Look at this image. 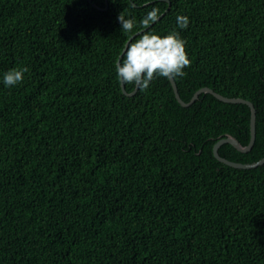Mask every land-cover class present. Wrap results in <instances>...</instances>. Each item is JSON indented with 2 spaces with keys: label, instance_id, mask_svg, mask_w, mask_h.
<instances>
[{
  "label": "trees",
  "instance_id": "obj_1",
  "mask_svg": "<svg viewBox=\"0 0 264 264\" xmlns=\"http://www.w3.org/2000/svg\"><path fill=\"white\" fill-rule=\"evenodd\" d=\"M178 14L181 97L253 102L252 150L219 153L260 160L264 0H0V75L28 69L0 83V264H264V164L213 153L228 134L249 143L250 107L211 93L182 106L164 77L129 96L116 76L129 38L166 35Z\"/></svg>",
  "mask_w": 264,
  "mask_h": 264
},
{
  "label": "clouds",
  "instance_id": "obj_2",
  "mask_svg": "<svg viewBox=\"0 0 264 264\" xmlns=\"http://www.w3.org/2000/svg\"><path fill=\"white\" fill-rule=\"evenodd\" d=\"M120 28L125 32L134 30V18L124 19L118 16ZM159 19V11L153 9L141 21L149 25ZM189 17L185 14L176 16V28L168 34H142L134 43H130L114 67L118 80L135 83L139 90L146 91L156 77H182L190 65L186 51V41L178 29H187ZM28 69L13 68L0 75V83L5 88H13L23 83Z\"/></svg>",
  "mask_w": 264,
  "mask_h": 264
},
{
  "label": "water",
  "instance_id": "obj_3",
  "mask_svg": "<svg viewBox=\"0 0 264 264\" xmlns=\"http://www.w3.org/2000/svg\"><path fill=\"white\" fill-rule=\"evenodd\" d=\"M96 6H98L97 4H94ZM162 16V15H161ZM159 16V19L160 17ZM147 29V28H146ZM146 29H143V30H140L138 31L136 34H133L128 42L126 43L125 45V48L123 50V53L125 52V49L126 47L129 45L130 41L132 40L133 37H135V35L143 32L144 30ZM171 84H172V87H173V90H174V93H175V97L176 99L178 100V102L182 105V106H190L193 102H195L201 93H211L213 94L216 98H218L219 100L223 101V102H226V103H242V104H246L250 107V110H251V118H250V140H249V143L247 145H243L239 139L231 134H228L226 137H222L220 139H218L214 146H213V153L215 155V157L221 161L222 163L228 165V166H231V167H234V168H240V169H252V168H257L258 166H261L264 164V157L261 158L260 160L258 161H255V162H252V163H242V162H237V161H232V160H229L223 156H221V154L219 153V149L221 146H223L224 144L226 143H229L231 145H233L237 150L243 152V153H247L249 151L252 150L254 144H255V141H256V134H257V129H256V121H257V109L254 105L253 102H251L250 100H247L245 98H241V97H227L225 95H222L221 93H218L216 92L214 89L210 88V87H202L200 88L199 90H197L195 92V94L193 95V97L191 98V100L189 102L185 101L180 93H179V89H178V85L175 81V78H169ZM122 82V81H121ZM122 89H123V92L129 96L133 95L136 93V91L138 90V87L136 85V88L132 91V92H128L126 90V87H125V82H122Z\"/></svg>",
  "mask_w": 264,
  "mask_h": 264
},
{
  "label": "bare ground",
  "instance_id": "obj_4",
  "mask_svg": "<svg viewBox=\"0 0 264 264\" xmlns=\"http://www.w3.org/2000/svg\"><path fill=\"white\" fill-rule=\"evenodd\" d=\"M100 34V33H99ZM231 59V58H230ZM230 62V61H229ZM237 67V66H236ZM231 68V67H230ZM209 85V84H208ZM261 93V92H260ZM89 102V101H88ZM196 103V102H195ZM93 104V103H92ZM16 107V106H15ZM258 114V113H257ZM221 115V114H220ZM223 116V115H221ZM127 118V117H126ZM21 121V120H20ZM228 121V120H227ZM145 126V125H144ZM129 128V127H128ZM123 134V133H122ZM109 135V134H108ZM224 136V135H223ZM30 137V136H29ZM248 141V140H247ZM128 143V142H127ZM145 147V146H144ZM131 149V148H130ZM197 149V148H196ZM146 152V151H145ZM129 153V152H128ZM225 154V153H224ZM135 155V154H134ZM141 155V154H140ZM132 156V155H131ZM175 157V156H174ZM155 160V159H154ZM188 160V159H187ZM144 162V161H143ZM181 164V163H180ZM188 166V165H187ZM153 168V167H152ZM256 169V168H255ZM183 170V169H182ZM23 171V170H22ZM152 172V171H151ZM16 174V173H15ZM151 174V173H150ZM182 175V174H181ZM196 175V174H195ZM187 176V175H186ZM26 177V176H25ZM174 179V178H173ZM196 179V178H195ZM177 180V179H176ZM18 182V181H17ZM118 183V182H117ZM123 187V186H122ZM160 189V188H159ZM157 190V189H156ZM136 191V190H135ZM142 193V192H141ZM140 193V194H141ZM151 193V192H150ZM133 196V195H132ZM149 196V195H148ZM224 196V195H223ZM144 197V196H143ZM234 206V205H233ZM163 216V215H162ZM143 253V252H142ZM148 258V257H147ZM138 262V261H137Z\"/></svg>",
  "mask_w": 264,
  "mask_h": 264
}]
</instances>
